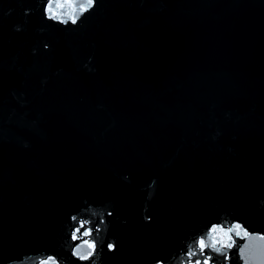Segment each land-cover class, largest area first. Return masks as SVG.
I'll return each instance as SVG.
<instances>
[{"label": "water", "instance_id": "1", "mask_svg": "<svg viewBox=\"0 0 264 264\" xmlns=\"http://www.w3.org/2000/svg\"><path fill=\"white\" fill-rule=\"evenodd\" d=\"M201 251L264 264V0H0V264Z\"/></svg>", "mask_w": 264, "mask_h": 264}, {"label": "snow or ice", "instance_id": "2", "mask_svg": "<svg viewBox=\"0 0 264 264\" xmlns=\"http://www.w3.org/2000/svg\"><path fill=\"white\" fill-rule=\"evenodd\" d=\"M90 2H91V0H89V3H90ZM204 247H205L204 242L201 241V249H203ZM189 254H190V255H196L195 252H190ZM200 254L205 256V260H204L203 264H208V259L210 258V257L208 256V254L204 253L203 251H201ZM89 255H90V254H89ZM81 258H85V257H81ZM196 264H200V262L197 261Z\"/></svg>", "mask_w": 264, "mask_h": 264}]
</instances>
